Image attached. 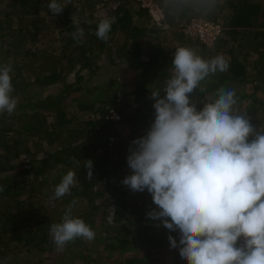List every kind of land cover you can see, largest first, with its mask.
<instances>
[{
	"label": "trees",
	"instance_id": "trees-1",
	"mask_svg": "<svg viewBox=\"0 0 264 264\" xmlns=\"http://www.w3.org/2000/svg\"><path fill=\"white\" fill-rule=\"evenodd\" d=\"M135 1L58 0L65 8L53 15L51 0H0V66L11 63L17 98L12 115L0 114V263L20 245L17 253L35 264H186L168 240L179 243V232L147 217L157 207L151 194L122 183L131 174L130 142L155 118L150 91L163 94L178 47L229 61L227 72L209 75L192 94L198 109L214 102L218 89L234 90V114L264 132V0H152L164 28ZM107 17L115 23L105 42L95 32ZM219 18L222 29L209 48L176 32L192 20ZM77 28L84 30L80 42ZM74 113L87 118L77 121ZM86 160L94 164L91 180ZM69 170L76 186L50 202ZM69 205L96 235L59 249L49 226L62 222Z\"/></svg>",
	"mask_w": 264,
	"mask_h": 264
},
{
	"label": "clouds",
	"instance_id": "clouds-1",
	"mask_svg": "<svg viewBox=\"0 0 264 264\" xmlns=\"http://www.w3.org/2000/svg\"><path fill=\"white\" fill-rule=\"evenodd\" d=\"M47 7L53 15L65 8L58 0ZM114 23V17L100 20L96 37L106 42ZM83 37L84 30L77 28L73 39ZM171 64L163 94L150 91L155 118L146 134L130 142L131 174L122 183L151 194L157 207L146 215L179 232V243L172 235L168 240L186 264H264V132L234 114V90L218 89L214 102L200 109L193 102L202 81L228 71L223 55L205 60L192 48L178 47ZM11 72V63L0 66V114L12 115L17 107ZM93 167L86 160L89 180ZM76 184L77 173L69 170L49 201L70 195ZM49 233L59 249L96 235L83 219L73 217L71 205L61 223L50 224Z\"/></svg>",
	"mask_w": 264,
	"mask_h": 264
},
{
	"label": "built area",
	"instance_id": "built-area-1",
	"mask_svg": "<svg viewBox=\"0 0 264 264\" xmlns=\"http://www.w3.org/2000/svg\"><path fill=\"white\" fill-rule=\"evenodd\" d=\"M139 2L141 3V7L148 10L156 24L160 25L159 21L163 20V16L154 2L152 0H139ZM220 30L218 25L209 24L200 20H192L184 27L183 34L185 36L198 38L200 42L209 46L216 40L217 36H219ZM111 118L115 120L118 119L115 113H112Z\"/></svg>",
	"mask_w": 264,
	"mask_h": 264
},
{
	"label": "rangeland",
	"instance_id": "rangeland-1",
	"mask_svg": "<svg viewBox=\"0 0 264 264\" xmlns=\"http://www.w3.org/2000/svg\"><path fill=\"white\" fill-rule=\"evenodd\" d=\"M136 3H138V4H135V7H138V6H141V3L139 2V0H136L135 1ZM104 12V9H101V10H99V12L95 15L96 16V18L101 14V13H103ZM227 13V12H226ZM150 15V14H149ZM162 16H163V14H162ZM152 18V17H151ZM197 20H200V21H202V22H206V23H209V24H213V25H218L219 27H220V29H222V19H218V21H216L215 23H213V22H210V21H206V20H203V19H197ZM154 20H153V18H152V22H153ZM162 20H160L159 21V23H160V25H158V26H160L159 28H164L165 26L163 25L164 23L163 22H161ZM155 22V21H154ZM156 23V22H155ZM186 25H182L181 26V29L179 28V26H178V29L176 30V32L177 33H181V34H183V29H184V27H185ZM53 38H55V40H57L58 39V31H57V33L56 34H54L53 35ZM191 39H195V37H190ZM58 45H59V43L58 42H52V45L50 44V46H52V48L51 49H54V48H56V47H58ZM212 46V44L211 45H209V46H206V47H211ZM118 73L119 74H121V70L119 69V71H118ZM101 74H102V79H104V78H106V76H108L110 73L108 72V69H106V70H102L101 71ZM73 115H76V117H77V121L78 120H80V119H86L87 118V116L85 115V116H82V117H80V115L79 114H76V113H74ZM30 202H34V199L33 198H31L30 199ZM84 207V205H81V208H83ZM108 219H110V218H108ZM15 250H14V255H13V257L12 258H10V257H6L5 258V263L6 264H35V263H30L29 261H25V260H23L22 259V257H23V255H22V253L21 254H18L17 253V251H20L21 250V247H20V245H18L17 247H15L14 248ZM25 256V255H24ZM1 258V257H0ZM26 259V258H25ZM37 260H36V258H34L33 259V262H36ZM0 264H2V263H0ZM161 264H170V262H168V260H167V258H165V259H163V260H161Z\"/></svg>",
	"mask_w": 264,
	"mask_h": 264
}]
</instances>
